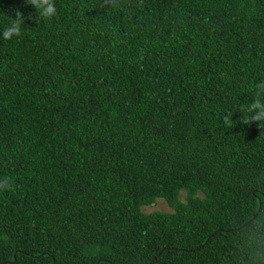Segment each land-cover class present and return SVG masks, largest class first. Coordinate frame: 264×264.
<instances>
[{
  "label": "trees",
  "instance_id": "1",
  "mask_svg": "<svg viewBox=\"0 0 264 264\" xmlns=\"http://www.w3.org/2000/svg\"><path fill=\"white\" fill-rule=\"evenodd\" d=\"M55 3L0 0V264H250L264 0Z\"/></svg>",
  "mask_w": 264,
  "mask_h": 264
},
{
  "label": "clouds",
  "instance_id": "2",
  "mask_svg": "<svg viewBox=\"0 0 264 264\" xmlns=\"http://www.w3.org/2000/svg\"><path fill=\"white\" fill-rule=\"evenodd\" d=\"M28 5H31L37 10V15L40 18L52 19L57 15L55 0H26ZM25 19L20 11H16L15 18L11 19L0 32V37L3 40H12L13 37H20L25 30L23 25ZM251 103H245L240 107L243 124L257 123L259 128H264V81L255 83L252 91ZM233 114H228L223 117V123L226 128H233ZM11 178L4 177L0 179V191L11 190ZM264 246V220L258 219L246 233L244 247L241 249L248 257L250 264H264V254H260V248Z\"/></svg>",
  "mask_w": 264,
  "mask_h": 264
},
{
  "label": "rangeland",
  "instance_id": "3",
  "mask_svg": "<svg viewBox=\"0 0 264 264\" xmlns=\"http://www.w3.org/2000/svg\"><path fill=\"white\" fill-rule=\"evenodd\" d=\"M144 211L146 213H150L153 211H165V212H171L172 209L168 206V204L163 199H159L155 204H153L150 207H145Z\"/></svg>",
  "mask_w": 264,
  "mask_h": 264
}]
</instances>
